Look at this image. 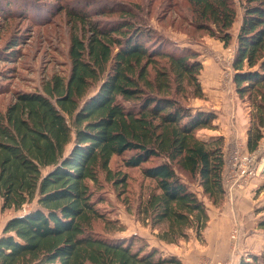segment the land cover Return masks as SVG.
<instances>
[{"label":"trees","instance_id":"1","mask_svg":"<svg viewBox=\"0 0 264 264\" xmlns=\"http://www.w3.org/2000/svg\"><path fill=\"white\" fill-rule=\"evenodd\" d=\"M186 1L198 27L227 46L236 17L232 0ZM240 1L232 82L250 107L245 147L251 152L264 137V0ZM65 10L72 24L68 76L52 75L42 92H16L0 113L1 207L32 205L5 221L0 264H182L146 242L115 236L122 226L98 211L89 182L96 184L104 171L116 186L125 185V174L112 172L109 162L132 151L125 166L152 162L141 169L154 181L137 208L142 220L158 228L157 238L166 243L187 238L189 231L200 237L207 207L190 180L215 207L225 189L223 136L196 133L215 129L216 113L176 97L189 84L193 96L203 97L197 54L187 47L160 49L162 39L152 42L154 29L137 23L124 5ZM113 13L120 20H93ZM159 58L165 63L157 67ZM96 220L113 231H94ZM249 258L238 264H264V245Z\"/></svg>","mask_w":264,"mask_h":264},{"label":"rangeland","instance_id":"2","mask_svg":"<svg viewBox=\"0 0 264 264\" xmlns=\"http://www.w3.org/2000/svg\"><path fill=\"white\" fill-rule=\"evenodd\" d=\"M8 1H11V5L5 9L3 5ZM92 1L94 2L88 4ZM232 2L236 17L230 28V43L225 46L220 39L198 27L197 19L186 0H0V113L5 111L16 92H42L43 84L52 75L68 76V47L72 33V24L65 12L68 5H83L85 9L124 5L135 14L133 19L137 23L154 29L156 36L152 42L157 43L162 39L161 45H157L160 49L169 51L170 48H176L173 46L187 47L197 54L202 66L198 81L203 97L193 96L191 84L176 93V97L193 108L219 110L217 117L228 111V107H222L221 102L230 105L229 113L230 109L234 110L239 106V116L235 114L236 111L228 116L229 124L235 120L239 125L234 126L237 131L231 129L233 140L227 145L223 137V153L226 158L235 149L243 151V122L246 117L248 125L250 107L246 99H240L233 89L230 58L235 50L242 6L240 0ZM120 17L118 13L94 15L93 20L106 24L116 22ZM163 63L165 60L159 58L155 65L160 67ZM150 75H154L151 68ZM208 88L215 91L222 89L226 98L222 100L219 95L214 97V91L211 98L207 93ZM196 133L202 138L219 136L214 129H200ZM260 143L259 157L264 153V137ZM131 154L132 151H126L121 156L113 155L109 162L112 172L125 174V185L116 186L113 179H106L104 171L98 172L96 184L89 182L96 200H99L96 203L98 211L105 218L116 220L122 226L120 231L112 232L115 236L134 237L137 242H146L151 247H157L165 256L179 258V254L180 261L184 262L182 264H238L241 260L250 259L252 254H259L264 245V227L259 226V222L264 220V188L259 190L258 185H255L254 193L246 200L248 204L245 211L236 213L226 176L223 178L224 200L220 206L215 207L204 198L194 180L183 175L185 180H190V187L205 202L208 221L200 237L189 231L187 238L166 243L157 238L158 228L151 227L137 212L140 203L154 187V181L141 172L142 167L152 162L135 167L125 166L124 160ZM259 177L260 175L254 179L259 180ZM31 206L28 203L14 211L12 208H2L0 201V233L10 216L28 210ZM235 224L239 229V238L233 242L230 234ZM92 229L101 234L113 231L108 230L102 220L94 221Z\"/></svg>","mask_w":264,"mask_h":264},{"label":"built area","instance_id":"3","mask_svg":"<svg viewBox=\"0 0 264 264\" xmlns=\"http://www.w3.org/2000/svg\"><path fill=\"white\" fill-rule=\"evenodd\" d=\"M232 58L233 55L230 58V66ZM260 149L261 147H257L251 152L235 149L226 158L224 157L222 175L223 178L227 177L228 190L231 194L234 188H241L247 181L262 174L264 170V153L263 156L259 157ZM238 238L239 229L237 224H235L231 230L230 239L236 242Z\"/></svg>","mask_w":264,"mask_h":264},{"label":"crops","instance_id":"4","mask_svg":"<svg viewBox=\"0 0 264 264\" xmlns=\"http://www.w3.org/2000/svg\"><path fill=\"white\" fill-rule=\"evenodd\" d=\"M234 44L236 46V41H235ZM233 89H234V86H233ZM212 91H214L216 93V95L214 93V95H215L214 97H217V95H219V97H221V99L222 98H226V94L223 96V94H224L225 91L223 92L222 89H220V90H217L216 89V91H215V90H212L211 88H208L207 93H208V95L210 97H211ZM221 103H223V105H221L222 107L223 106L224 107H228V111L226 112V114H224V115L219 114L218 117L215 118L214 124L216 126H215L214 131L216 133H218L219 135H222L224 137L225 145H227L231 140H233V137L230 134L231 129L233 131H237V129H235L234 126L239 125L238 124V121H235V120H234V122H231V124H229V122H228L229 121V117L228 116L230 115V113L231 114L232 113L234 114V111H236L235 114L239 116V112H238L239 111V109H238L239 106L236 109L234 108V110L233 109H230L231 112L229 113V108H230L229 106L230 105H226L224 102H221ZM212 107L214 108V107H217V106H212ZM218 109H220V108H218ZM211 110L214 111L216 113V115L218 114L217 111H219V110H217V111L215 109H211ZM242 113H243V116L242 117L244 119L245 115H244L243 110H242ZM241 120H242V118H241ZM246 128H247V119L245 117V122H243V131H242V133H243V138H242V141L243 142H242V144H243V147H244L245 150H246V147H245ZM258 147H261V143L260 142H259ZM263 181H264V176H263V172H262V174H260L259 180L257 178L256 179L252 178L251 180L247 181V183L243 187H241V188H234V190L232 191L231 196L234 199L233 206L236 209V213H243L245 211L244 209L247 208L246 205L248 204V201H246V200L249 198V196L251 194L254 193L255 185H258V189L259 190H262L264 188ZM177 255L181 259V256L179 254H177ZM181 263H184V262L182 261Z\"/></svg>","mask_w":264,"mask_h":264}]
</instances>
